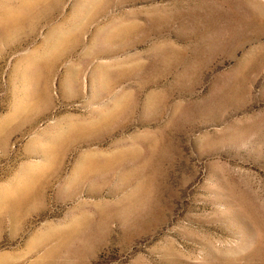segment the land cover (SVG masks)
<instances>
[{"label": "rangeland", "instance_id": "1", "mask_svg": "<svg viewBox=\"0 0 264 264\" xmlns=\"http://www.w3.org/2000/svg\"><path fill=\"white\" fill-rule=\"evenodd\" d=\"M0 264H264V0H0Z\"/></svg>", "mask_w": 264, "mask_h": 264}, {"label": "bare ground", "instance_id": "2", "mask_svg": "<svg viewBox=\"0 0 264 264\" xmlns=\"http://www.w3.org/2000/svg\"><path fill=\"white\" fill-rule=\"evenodd\" d=\"M7 14H11V13H7ZM31 173H32V171H31ZM30 174V173H29ZM27 176V175H26ZM29 177V176H28ZM34 179V178H33ZM25 180V179H24ZM31 180V179H30ZM29 181V180H28ZM31 182L29 181L28 182V185L30 184ZM24 185V184H23ZM25 186V185H24ZM27 186V185H26ZM24 191H26V190H24ZM17 194V193H16ZM3 195V194H2ZM10 195V194H9ZM5 197V196H4Z\"/></svg>", "mask_w": 264, "mask_h": 264}]
</instances>
